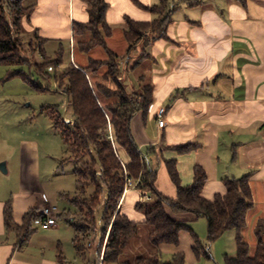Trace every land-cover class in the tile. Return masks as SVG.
Returning a JSON list of instances; mask_svg holds the SVG:
<instances>
[{
	"label": "crops",
	"instance_id": "obj_1",
	"mask_svg": "<svg viewBox=\"0 0 264 264\" xmlns=\"http://www.w3.org/2000/svg\"><path fill=\"white\" fill-rule=\"evenodd\" d=\"M105 1L106 20L112 28L107 43L113 37V26L125 25L126 17L136 22L154 19L143 6L151 7L158 2ZM178 1L182 6L173 7L168 39L156 40L150 46L148 60L154 62L150 84L153 104L147 116L141 112L134 116L131 124L134 139L141 151L147 148L142 153L158 170L156 187L169 198H176L177 189L164 162L176 160L183 186L193 183L195 167L204 169L208 180L203 196L207 200L226 194L225 179L250 175L254 202L261 199L264 203V0ZM25 6L30 8V14L23 20L22 29L47 41L46 52L50 39H68L71 46L74 25L87 24L90 20L88 0H26ZM186 9L187 14L181 13ZM160 108L167 110L164 129H159L156 119ZM188 145L197 148L185 154L170 148ZM35 148L33 142L19 143L17 160L24 178L23 193L26 181L38 182ZM1 161L9 173L10 161ZM142 197L134 187L126 193L124 212L133 221L143 220V215L134 210ZM21 202L12 206L14 220L19 225L29 211L39 212L43 207L53 206L45 202L35 207L27 198ZM8 203L0 199V264H60L58 255L63 250L58 235L59 221L55 228L40 233L37 230L21 244L18 236L8 232L5 226L4 210ZM176 218L190 219L187 215ZM261 219H264V206H254L245 231L246 241L255 246L252 255L257 245L254 229ZM194 223L189 225L199 239L197 229L192 228ZM194 248L192 234L184 232L178 246L163 245L160 249L171 259L183 253L185 264H199L200 257ZM63 256L67 264H72L64 253Z\"/></svg>",
	"mask_w": 264,
	"mask_h": 264
},
{
	"label": "trees",
	"instance_id": "obj_2",
	"mask_svg": "<svg viewBox=\"0 0 264 264\" xmlns=\"http://www.w3.org/2000/svg\"><path fill=\"white\" fill-rule=\"evenodd\" d=\"M25 2L0 0V66L29 64L35 66L42 77L49 79V73L64 64V46L61 44L56 58L52 59L45 49L47 41L37 37L36 46L43 62H30L23 57L21 42L15 34L21 31L23 20L30 14ZM170 2L160 0L158 5L143 6L154 16L150 22L125 18L124 37L129 43L128 54L140 44L144 45L145 50L156 40L168 39L167 30L172 24L174 12ZM88 5L90 20L87 24L74 25L73 44L84 54L103 48L108 58H90L86 66L73 61L70 67L56 76L60 92L70 99L74 125L65 123L58 108L52 107L47 111L66 148L68 158L65 162L78 164L75 170L77 195L71 200L76 213L74 216L70 213L75 233L73 244L78 254L87 257L85 243L95 231L96 212L101 208L105 195L101 224L103 240L109 230L104 257L106 264H161V246H178L184 232L192 234L194 250L201 257L200 240L189 225L199 219L207 221L210 242H215L229 231L236 232L237 256H226L224 264H264V219L259 220L254 229L257 245L253 255L245 238L248 216L254 208L250 175L225 179L226 194L207 200L203 196L208 180L204 169L195 167L193 183L183 186L177 161H165L177 196L169 198L158 191V170L149 164L139 149L131 127L136 114L141 112L147 116L153 104V87L144 85L139 90L129 91L124 83L126 72L136 70L150 55L146 54L128 67V63L123 61L125 57H119L108 47L107 40L112 35V28L106 20L108 4L105 0H88ZM170 148L185 154L197 147L188 145ZM129 182L132 187H129ZM133 187L149 198L135 205V210L143 215L141 222L131 220L124 212L125 191ZM90 189L92 193L89 195ZM37 213L36 210L29 211L19 225L14 220V210L9 202L4 210L7 231L15 233L21 244L26 243L37 231L33 227ZM180 215H187L190 219L178 220L176 217ZM140 226L151 228L149 238L155 253L149 257H138L132 263L124 260L123 254L138 236ZM58 260L60 264H67L61 250ZM165 264H185V256L183 253L176 254Z\"/></svg>",
	"mask_w": 264,
	"mask_h": 264
},
{
	"label": "rangeland",
	"instance_id": "obj_3",
	"mask_svg": "<svg viewBox=\"0 0 264 264\" xmlns=\"http://www.w3.org/2000/svg\"><path fill=\"white\" fill-rule=\"evenodd\" d=\"M155 4L158 5L159 0ZM170 5L172 8L182 6L178 0H171ZM181 13L187 14L188 10ZM125 29L124 24L113 26V37L111 41H108V47L119 57H125L123 61L127 64L134 60L138 61L148 54L151 45L144 50V45L140 44L128 54L129 43L124 38ZM38 36L37 33L27 32L23 29L15 34V37L21 42L23 57L30 62L42 63L43 59L36 46ZM60 43L64 46V64L60 69L49 73V79L42 77L35 66L29 64L0 66V165L5 163L1 160L8 159L11 169L7 174L0 171V199L6 200L7 203L11 202L13 207L14 202L18 206L26 198L30 199V205L35 207H39L41 203L45 202L55 206L60 212V216L57 218L59 240L62 242V250L68 262L98 264V258L109 234L108 230L103 240L101 216L106 197L105 195L102 197V206L96 212L95 231L91 233L85 243L87 257L83 258L73 246L75 233L71 226L73 217L70 218V213L72 216L76 213V208L72 205L71 200L77 195L75 170L78 168V164L71 161L65 162L68 158L66 148L60 133L55 130L52 121L47 116V111L56 107L62 117L73 119L70 99L60 92L56 76L70 67L73 61L86 66L90 58L106 60L108 55L103 48H97L90 54H84L75 48V44L70 46L68 39L61 41L50 39L47 53L52 59L56 58ZM129 55L130 57H128ZM148 59L150 57L144 59V62L136 70L126 72L124 83L129 91L139 90L141 86L151 84L154 62ZM51 71L52 69H50ZM142 77L144 80H141ZM38 88L42 90H38ZM21 141L33 142L36 145L33 153L38 159L39 166L38 182L26 181L24 193L22 189L24 178L17 160ZM142 151L145 153L147 148ZM91 193L92 189L88 191L89 195ZM64 195H68L69 198L63 197ZM254 206H264L263 200L258 199L254 202ZM192 228L197 229L196 234L199 236L202 246L199 264H224L226 256H237L236 232L234 230L225 233L215 242H210L205 219L197 220ZM40 231L38 230L37 233ZM150 231V227L140 226L138 236L130 242L124 251V260L134 263L138 257H149L155 253L149 238ZM250 246L253 251L255 246ZM167 260L170 261L171 256L165 253L161 264H165Z\"/></svg>",
	"mask_w": 264,
	"mask_h": 264
},
{
	"label": "built area",
	"instance_id": "obj_4",
	"mask_svg": "<svg viewBox=\"0 0 264 264\" xmlns=\"http://www.w3.org/2000/svg\"><path fill=\"white\" fill-rule=\"evenodd\" d=\"M166 114H167L166 108H160L159 111L156 113V119H157L159 129H164L166 127ZM64 121L66 124L74 125L73 119L64 118ZM262 136L264 137V128L262 130ZM129 187H132L131 182H129ZM128 190L129 189H126L125 193H127ZM146 200H149V198H145L143 196L141 201H146ZM59 215H60V212L58 208L53 207V206L43 207V209H41V211L37 213L34 219V222H33V227L36 230H41V231H48L50 229H53L57 226V220H58L57 218ZM108 236L105 240L104 249L102 250L98 258V264H106L104 257L106 253V244L108 241Z\"/></svg>",
	"mask_w": 264,
	"mask_h": 264
},
{
	"label": "water",
	"instance_id": "obj_5",
	"mask_svg": "<svg viewBox=\"0 0 264 264\" xmlns=\"http://www.w3.org/2000/svg\"><path fill=\"white\" fill-rule=\"evenodd\" d=\"M0 171H2L3 173H7V170H6V167H5V164H1L0 165Z\"/></svg>",
	"mask_w": 264,
	"mask_h": 264
}]
</instances>
